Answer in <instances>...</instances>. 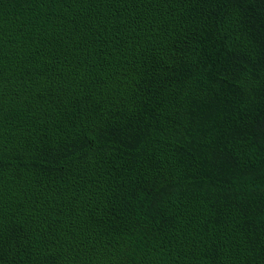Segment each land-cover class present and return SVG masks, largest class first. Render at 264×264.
I'll return each instance as SVG.
<instances>
[{
	"label": "trees",
	"instance_id": "trees-1",
	"mask_svg": "<svg viewBox=\"0 0 264 264\" xmlns=\"http://www.w3.org/2000/svg\"><path fill=\"white\" fill-rule=\"evenodd\" d=\"M0 264H264V0H0Z\"/></svg>",
	"mask_w": 264,
	"mask_h": 264
}]
</instances>
